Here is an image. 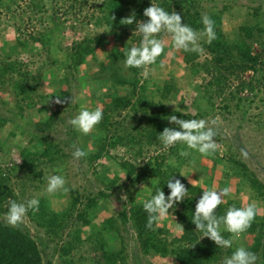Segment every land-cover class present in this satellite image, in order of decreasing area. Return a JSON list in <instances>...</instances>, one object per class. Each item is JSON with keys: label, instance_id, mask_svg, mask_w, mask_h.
Returning a JSON list of instances; mask_svg holds the SVG:
<instances>
[{"label": "trees", "instance_id": "trees-1", "mask_svg": "<svg viewBox=\"0 0 264 264\" xmlns=\"http://www.w3.org/2000/svg\"><path fill=\"white\" fill-rule=\"evenodd\" d=\"M20 1L22 0H0V8L10 11ZM25 1L29 7L40 13L47 12L48 3L53 2L52 16H48L52 25L42 32L29 34L27 38H23L24 32L16 37L15 45L6 44L2 47L4 59L0 64V129L8 127L13 137L18 132L21 133L28 139V143L19 151L20 162L13 159L5 163L12 155L14 146L0 139V153L3 154L0 159V264H52L51 260L44 261L41 248L44 244L43 237L55 243L54 255L58 254L62 264H127L126 246L123 243H120L118 248L109 246L111 238H118L122 234L121 227H129L133 231L143 255L156 257L160 262L162 259H172L171 264H221L242 245L256 254L259 264H264V182L240 157L231 151L228 153L225 158L227 167L224 174L239 178L241 186L246 185L250 188L252 201L257 204L258 211L251 226L238 238L233 239L232 247H218L209 237H202L203 234L196 230L192 221L196 203L203 190L209 189L212 178H205L207 186L205 189L199 184L193 185L182 181L181 166L167 164L166 153L152 156L148 160L144 158L149 147H163L159 135L165 127H178L169 121V116L199 119L214 109L217 96L227 101L223 109L228 112L232 107L240 109L247 101L251 103L255 101L250 97L256 96L257 91L264 85L262 6L254 8L251 16L229 34L224 31L223 23L224 14L230 12L232 6L227 3L219 9L218 0H99L93 4L89 16L90 21H93L94 26L101 32L95 36L87 35L65 47V36H62V32L70 31L75 35L77 29L67 17L71 14L81 16L89 0H66L67 5L64 0ZM202 2L212 3L213 9H203ZM151 3L160 5L169 12L179 13L182 22L196 30H203L204 14L209 15L214 21L216 38L208 43L207 37L202 36L198 42L208 56L203 63H199L202 51L182 50L183 61L191 67V76H200L202 73L211 75L206 84L194 87L197 93H202L201 90L204 88V95L210 104V107L204 110L196 101L194 104L198 109L196 116L183 114L180 110L170 112L167 109L169 99H176L181 94V88L175 79L169 78L164 80L162 86H157L160 95L156 94L159 95V100H156L158 96L155 95L153 89L155 87L149 84L150 80L142 83L141 77L147 66L143 68L124 66L125 51L132 46H139L142 34L137 30L135 22L123 24L122 20L135 13L136 21H146L148 18L144 16V9L151 6ZM166 34L168 33L157 34V38L163 40ZM32 43L39 46L38 50L34 46L33 48L29 46ZM173 46L171 39L169 46H165L164 53L157 58V62L149 67L153 68L162 63ZM16 50L27 52L36 50L42 55L47 54L51 59V66H62L64 70L63 75H52L55 84L67 83V89H54L49 94L42 91L39 102L36 101V94L46 75L41 72L33 75L29 71H23V62L13 59ZM99 50L105 54L102 61L97 56ZM90 59L97 62L98 70L89 71L90 76L82 77L79 75V68L90 62ZM249 73L253 76L251 81L245 79V75ZM8 74L11 77L17 75L19 78L8 80ZM72 78L74 82L76 81L77 91L84 92L83 89H87L90 92H84L85 96L89 93L93 103L102 104L103 119L93 128L92 133L80 135L77 130L72 133L75 137L79 135L82 137L79 147L88 155L81 159L92 168L96 178L105 188L94 193L88 188L81 192L78 188L69 186L68 204L66 209L60 212L53 209L47 192L42 189L43 192L35 197L40 201L39 208L27 212V216L42 234L34 237L24 225L20 223L10 225L5 214L10 200L19 203L34 198L28 193V187L42 186L37 182H42L46 178L44 167L50 169L52 172L49 173L50 176L58 174L63 175L65 179L68 178L63 165L69 156L60 147V143L51 138V134L54 125L62 120L59 116L60 108L72 105L68 90L70 88L68 83ZM82 81H85V87L82 86ZM234 81H238L236 86L233 85ZM2 90L13 98V104L8 105L9 102L3 97ZM243 92H247L248 96H241ZM57 98L60 102L56 101ZM233 101L236 102L235 106L229 103ZM35 107H38L37 120L35 117L32 119L24 115L26 109ZM126 110H132L135 114L132 116L130 127L129 124H125L124 119L119 120L120 115ZM139 113L143 114L140 120ZM246 113L247 111L244 114ZM119 148L131 154L133 160H128L124 156H112L111 151ZM170 149L182 165L188 158H192L191 154L180 155V152L186 149V145L177 144L170 146ZM208 156L215 166L224 161L219 157L218 151ZM102 159L110 160V166L114 168L113 176L109 175L111 167L103 166V171L100 172L93 166L96 161ZM140 160L145 161L139 163ZM172 176L173 179L178 177L188 189L184 200L178 202L174 209L171 208L181 229L178 235H173L166 225L160 226L159 223L148 228L146 226L148 213L143 208V203L150 198V194H155L157 188H161L167 197L170 189L166 181ZM123 180L128 184L121 185L120 189H127V203L121 206L118 213L104 217L100 222L102 210L107 209L104 201L114 196L113 191ZM222 184L229 187L228 182ZM148 185L152 186V191ZM233 205L243 206L241 200H228L217 207L216 214L224 215ZM223 235L225 238L233 236L227 231H224ZM245 237L251 239V244L244 242L240 244ZM83 246L88 247V257L81 256L76 260L72 253L81 250Z\"/></svg>", "mask_w": 264, "mask_h": 264}, {"label": "rangeland", "instance_id": "rangeland-1", "mask_svg": "<svg viewBox=\"0 0 264 264\" xmlns=\"http://www.w3.org/2000/svg\"><path fill=\"white\" fill-rule=\"evenodd\" d=\"M7 1V0H6ZM66 0H64L65 2ZM99 0H89V4L85 7L83 14L81 16H76L71 14L67 18L72 21L73 25L77 26L76 34L72 35L70 31L62 32V36L64 37L65 47L71 46L73 41L81 40L85 36H95L100 33L101 30L94 26V22L90 21L91 13L93 9V4L97 3ZM226 1V2H225ZM219 9L222 8L224 4H229L232 6V10L230 12H226L224 14V23L223 29L225 32L231 34L233 30H235L239 24H242L248 16L254 11V8L258 6H262V15H264V0H218ZM68 2L66 1V5ZM203 9L212 8V3H201ZM52 5L53 2L48 3L47 12L40 13L37 10H34L32 7H29L27 1L22 0L18 3V5L13 6L14 8L10 11L6 9L0 8V64L4 59V52L2 47L6 44L15 45L16 37L20 34H23V38H27L29 34H35L38 32H42L46 27H51L52 23L49 21L48 16H52ZM15 16V17H14ZM17 16V17H16ZM22 16V18H20ZM48 17V18H47ZM17 18V19H16ZM48 20H47V19ZM47 20L46 23L43 21ZM70 24V23H69ZM21 30V31H20ZM171 35L166 34L163 38L165 46H169L171 42ZM31 48L33 46L38 50V45H29ZM27 52L24 50H16V56L13 59H18L23 62V71H29L33 75H38L39 72L46 75V79L42 83V86L39 88L38 93L36 94L35 100L39 102V96L42 94V91H45L46 94H49L54 91V89L58 90H66L67 83H58L55 84V81L52 75L57 76L56 74L63 75L64 70L62 66L56 67L51 66V59L48 58V55L41 54L37 51ZM183 52L180 49H176L174 46L171 50L168 51L166 59L161 63H158L153 68L147 66L142 74V83L150 80L151 86L155 87L154 92L155 95L160 92L157 90V86H162L164 80L169 78L175 79V81L179 84L181 88V94L175 99H169L167 103V109L170 112L173 111H181L183 114H191L192 116H196L198 114V109L194 107L195 102L197 101L199 107L206 110L210 107L207 98L204 95V88L201 90L202 93H197L194 89L196 85L201 86L202 84H206L210 79L211 75H207L206 73H202V75L191 76V67L183 61ZM184 55V54H183ZM202 57L199 60V63H203L205 59L208 57L204 51L201 53ZM64 55L62 54V57ZM98 59L102 61L105 57V54L102 50L98 51ZM57 57V56H56ZM49 60H48V59ZM97 62H94L90 59V62L81 66L79 68V75L82 77L90 76V72L97 71L96 67ZM90 71V72H89ZM8 74L7 79L13 80L18 79L17 75L12 76ZM59 77V76H58ZM58 77H55L59 80ZM245 79L252 80V73L245 75ZM198 83V84H197ZM238 81H234L233 85L236 86ZM148 84V85H149ZM191 84V85H190ZM69 85V98L71 99V106L60 108L59 116L62 120L59 123L54 125V130L51 134V138H54L57 142L60 143V147H62L65 151V154H68L69 158L67 159L63 168H66V187H75L84 192V188H88L90 191L94 193L99 192L100 190H104V185L96 178L92 168L83 162L81 158H75L73 153L76 147H79V142L82 137L80 135L84 134L74 128L69 121L78 113L80 110L81 104L83 103L90 110L95 109L97 106L102 107L101 103H93L91 97H89V93L85 96L84 92L77 91L76 81L74 82V78L70 80ZM202 85V86H203ZM82 86L85 87V81H82ZM150 86V85H149ZM261 90L257 91L256 96H251L250 99H254L255 101L246 102L243 107L236 108L232 107L231 111L228 112L223 109V106L227 101H224L221 97H216L215 107L205 116L200 117L208 121V127L213 128V130L217 133V136L214 137L218 142V155L220 158L224 159V161L219 165H214L212 159L209 156L201 155L194 150L185 149L191 154L192 158H188L186 163L183 165L173 156L172 149L170 146L168 148L163 147H154L151 146L146 150L144 154V158L148 160L152 156H156L158 154L166 153L167 164H171L174 166H181V173L183 176L182 181H187L189 184L193 185H201L206 189L205 178H212V183L208 187L209 189L215 188L217 191L222 189L225 186L222 182H228L229 187L231 188L230 197H226L224 202L228 200H241L243 206H246L248 203L252 201V192L249 187L246 185L240 184V179L235 176H226L224 171L226 170V157L228 153L231 151L236 156L240 157L248 167L257 174L259 179L264 182V85ZM149 88V87H148ZM152 90V89H151ZM150 90V91H151ZM153 91V90H152ZM3 97L8 105L13 104V98L4 93L2 90ZM159 95L156 100H159ZM243 97L248 96L247 92H243ZM228 97V95L226 96ZM151 98V97H150ZM57 102H60L59 98L56 99ZM230 105L235 106L236 102H229ZM40 106V105H39ZM1 109V107H0ZM38 107L33 109H26L25 116L35 117L34 119H38ZM247 111L246 114H244ZM135 115L132 110L124 111L120 116L119 120H125V124H129L133 121L132 116ZM143 117L142 113L138 114L139 120ZM213 121L215 123H213ZM175 124V123H173ZM77 130L79 132V136L75 137L72 132ZM94 129H92L89 133H92ZM11 129L4 128L0 129V139L5 141L8 145H11L14 149L12 150V155L10 158L6 159L5 163H9L11 160L15 159V161L20 162V158L18 156L20 149L28 143V139L21 133H17L15 137L11 136ZM88 134V133H87ZM90 148L92 147V143H90ZM247 153L244 155L243 153ZM2 155L0 153V159H2ZM112 156H124L128 160H133L131 154L125 149L119 148L111 151ZM145 160H140L139 163ZM4 163V164H5ZM3 164V165H4ZM110 160L102 159L100 161H96L93 166L97 168L100 172L103 171V166H110ZM46 174V178L43 179L42 182H37L42 184L40 188L37 186L28 187L30 195L32 194L34 197L40 195V193L46 191L48 177L50 176V169L47 167L43 168ZM114 168L111 167L109 175L113 176ZM52 173V172H51ZM178 178V177H177ZM181 181V182H182ZM128 184L125 180L118 183V187L113 191L114 196L106 199L104 204L107 209L102 210L100 217V222L104 217L113 215L118 213L121 209V206L126 204L128 201L127 198V189H120L121 185ZM239 186L242 188L239 190ZM150 191H152V186H147ZM43 189V190H42ZM208 190V189H207ZM47 192V191H46ZM68 192V191H67ZM63 190L58 191L54 194H48V198L50 199L51 206L56 211H63L66 209V205L68 204V194ZM22 198V197H21ZM169 215L163 218L160 222V226L166 225L173 235H178L180 233V227L178 222L176 221L175 216L172 214V209L169 210ZM97 220V219H96ZM98 221V220H97ZM96 221V222H97ZM28 228L31 234L35 237L38 234H41L39 228L35 223H33L29 216H24L23 220L19 222ZM122 234L118 238H111L109 241V246L111 248H118L120 243H123L126 246V254L128 255L127 264H171L173 262L172 259H162L161 262L156 257L145 256L142 254L139 243L136 240V237L133 231L129 227H121ZM69 231V230H68ZM67 231V232H68ZM42 236V234H41ZM111 237V235H110ZM44 244L41 246L42 253L44 256V261L48 260L52 261V264H62L61 259H59L58 254L54 255L55 243L49 242L48 238L43 237ZM251 244L250 238H243L240 241L242 243ZM88 247H84L72 253L73 257L78 260L81 256L88 257ZM225 259L221 264H223ZM255 264H259V261H255Z\"/></svg>", "mask_w": 264, "mask_h": 264}, {"label": "clouds", "instance_id": "clouds-1", "mask_svg": "<svg viewBox=\"0 0 264 264\" xmlns=\"http://www.w3.org/2000/svg\"><path fill=\"white\" fill-rule=\"evenodd\" d=\"M144 16L148 18L144 22L136 21L135 13L122 20L124 21L123 24L135 22L137 30L142 34L139 46H132L125 51V67L143 68L155 64L165 49L164 41L157 38V34L162 32L170 34L174 47L185 52L202 51L198 43L202 36L207 37L208 43L216 38L214 21L207 14L202 16L203 30H196L189 24L182 22L179 13L169 12L164 7L153 3L144 9ZM102 119L103 110L101 107L97 106L90 110L82 103L80 110L69 123L80 132L87 134ZM168 119L178 127H165L160 133L159 140L165 148L183 144L186 145L187 149L194 150L204 156L212 155L217 151L218 142L214 139L217 133L213 128L207 126L208 121L206 119H181L176 115H171ZM213 123L215 122L213 121ZM188 154L187 150L180 152L181 156ZM243 154L247 155L246 152ZM87 155L88 153L80 147H76L73 153L75 158L86 157ZM166 183L170 189L167 197L161 188H157L155 194H150V198L143 203V208L148 213L146 224L148 228H152L154 224L168 216V210L174 209L176 204L187 196L188 189L179 178L173 179L172 176ZM65 185V177L54 174L48 177L46 191L48 194H54L61 190L67 192L68 189ZM231 191L230 187H224L219 191L215 188L203 190L192 217L196 230L203 234L202 237H209L218 247H232L233 239L238 238L251 226L258 211L257 204L250 202L241 207L233 205L228 208L224 215L218 216L215 210L224 202L226 197H230ZM39 204V199L35 197L19 203L10 200L8 211L5 214L7 222L13 226L17 225L29 210H37ZM224 231L233 234L232 238H225ZM256 259L255 253L241 245L232 252L231 256L225 258L224 264H255Z\"/></svg>", "mask_w": 264, "mask_h": 264}]
</instances>
